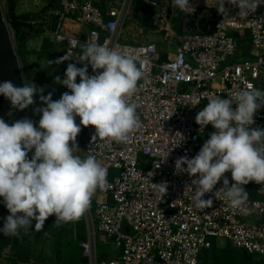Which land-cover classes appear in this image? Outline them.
Listing matches in <instances>:
<instances>
[{
  "label": "built area",
  "instance_id": "1",
  "mask_svg": "<svg viewBox=\"0 0 264 264\" xmlns=\"http://www.w3.org/2000/svg\"><path fill=\"white\" fill-rule=\"evenodd\" d=\"M134 1L107 0L103 8L98 0H57L49 11L55 18L54 28L45 31L62 57L67 51L81 54L82 46L95 40L134 56L144 72L131 98L138 105L141 127L127 143L98 140L92 145L93 126L82 127L77 136L78 154L83 157L93 147L112 185L104 191V200L74 221H84L86 239L80 245L86 263L188 264L194 259L195 264H201L200 252L218 238L264 260V185L250 182L242 186L249 192L248 214L234 209L222 194H214L223 180L204 197L213 199L212 207L201 210L191 200L195 177L175 171V161L185 155L194 158L214 131L211 124L201 129L195 122L208 99L227 98L246 83L257 88L256 81L264 74V4L243 19L236 15L238 8L227 2V12L222 15L217 11V0H189L195 8L203 5L202 15L217 13L214 29L210 33L182 30L177 34L165 13L164 0H139L153 8L152 23L165 44L162 58L154 42H127L125 22ZM239 39L248 46L249 58L231 61ZM168 45H172V52L166 50ZM66 62L84 66L75 55ZM88 71L93 74L90 65ZM79 120L76 117L77 124ZM254 121L253 128H264L262 108ZM225 176L231 186V173ZM162 182H167L166 194L152 187V183ZM0 204H4L2 197ZM98 233L106 237L103 242L109 241L113 257L99 258ZM189 249L195 255L186 258Z\"/></svg>",
  "mask_w": 264,
  "mask_h": 264
},
{
  "label": "clouds",
  "instance_id": "2",
  "mask_svg": "<svg viewBox=\"0 0 264 264\" xmlns=\"http://www.w3.org/2000/svg\"><path fill=\"white\" fill-rule=\"evenodd\" d=\"M226 2L238 8L236 15L243 19L264 4V0H217V11L222 15L227 12ZM172 4L185 14L196 10L189 0H172ZM73 55L84 66L68 63L64 78L55 76L56 83L70 90L58 100L52 99L51 92L43 95L45 88L32 82L23 87L10 81L0 84V95L15 109L33 105L36 95L45 105L34 109L41 114L38 127L29 118L11 125L0 118V197L10 213L0 232L6 237L29 232L33 221L34 229L39 231L50 216H55L56 227L77 221L89 211L97 191L112 187L107 168L97 159L93 147L83 157L78 154L81 149L76 141L82 127L95 128L92 145L98 140L127 143L141 127L138 105L131 102L144 75L135 57L93 40L82 46L81 54L67 51L63 57L49 60V64H62ZM89 65L92 75L88 74ZM261 108L264 90L246 83L227 98L210 97L198 112L195 122L201 129L211 124L214 131L194 158L185 155L175 161L176 173L195 177L191 182L195 186L191 197L195 207L211 208L213 199L204 197L223 180V186L214 194H222L243 214L251 211L246 206L249 192L242 186L250 182L264 185V128L252 127ZM76 117L80 118L79 124ZM228 172L231 186L225 176ZM152 187L166 194L168 185L152 183ZM194 255L193 249L186 252V258ZM188 264H195V260L189 259Z\"/></svg>",
  "mask_w": 264,
  "mask_h": 264
},
{
  "label": "crops",
  "instance_id": "3",
  "mask_svg": "<svg viewBox=\"0 0 264 264\" xmlns=\"http://www.w3.org/2000/svg\"><path fill=\"white\" fill-rule=\"evenodd\" d=\"M98 2L101 7L106 8L107 0H98ZM56 3L57 0H19L21 9L37 7L42 10L46 7L48 13ZM152 13L153 8L135 0L125 34L126 37L130 34V38L136 37L154 42L158 48L163 49L164 42L152 23ZM244 46L242 50L249 58L248 46L245 44ZM239 51L238 48L236 53ZM100 198L103 200L105 196ZM9 214L5 205L0 204V228L3 227L4 220ZM54 221L55 216H50L45 221L44 228L39 231L34 229L35 221H33L32 229L27 233L21 232L19 236L6 237L0 232V264H87L80 245L86 239L84 221L62 224L60 229L54 226ZM22 250L26 251L22 253ZM104 254L102 250H98L101 259L113 257L115 251H110L108 255Z\"/></svg>",
  "mask_w": 264,
  "mask_h": 264
},
{
  "label": "rangeland",
  "instance_id": "4",
  "mask_svg": "<svg viewBox=\"0 0 264 264\" xmlns=\"http://www.w3.org/2000/svg\"><path fill=\"white\" fill-rule=\"evenodd\" d=\"M195 4L197 6L198 3H196V1H195ZM0 6H1V10L3 13L4 20H5L7 28H8V32H9V35L11 38V42H12L14 50H15V54H16L17 59L19 61V65H20V69H21V73H22V77H23V86L25 83L27 84V83L32 82L37 87L45 88L43 95L46 96L49 92H51L52 93V99L58 100L64 92H68L70 90L67 89L63 85L56 83L55 82V76L59 75L61 77V79H63L68 64H65V63L59 64V65L58 64H56V65H53V64L50 65L49 64V61L46 57L47 56L46 52L49 49V46L46 45V43L43 41L45 39H50L49 35L46 34V32H45L46 29L44 30L43 33H40V34L35 33L34 31L31 30L30 33L28 34V37L26 38V40L24 41V43L22 44V47H21L20 46L21 42H19V44H18V42H17V40L13 34V31L11 30V28L9 26V23L5 19L6 1L0 0ZM195 9L199 10L201 15H202V13L204 11L203 5H201L199 3L197 8H195ZM37 11H39V9L37 7H34V8L30 7V8L21 9V6L19 4V0H16V4L14 7V14L15 15L33 13V12H37ZM34 21L37 22V20H34ZM32 22H33V20H32ZM127 25H128V22L126 20L125 27ZM46 31H48V30H46ZM129 36H130V34L127 35L126 39L128 40L127 42L130 44H133L136 41H140V38H136V37L130 38ZM163 45L165 46V44H163ZM19 48H21L20 53H19ZM51 48H52V45H51ZM166 50L168 52H172L173 51L172 45H168ZM27 71L30 72L29 79H25V73ZM263 75L256 81L257 89H260V90H264V76ZM79 80H80V78L77 77V82H79ZM34 99H35V103L33 105H30L28 108H26L24 110L14 109L10 115V118L7 120V123H9L11 125L12 123H14L18 120H21L23 118H29L31 120L33 118H36L39 122L41 114L34 112V109L39 108V107H43L45 105H43L42 102L40 101L39 95H36L34 97ZM105 195H106V193L104 191L97 192L94 195V197L92 198L91 206H94V202L97 203V202L102 201L100 197L105 196ZM91 210H93V208H91ZM58 229H60V228L58 227ZM105 238L106 237L104 236V234H102V233L97 234V247H98V250H102L106 255H108L107 253L112 251L111 250L112 247H111L108 240H106V242H103V240ZM215 245L217 247H223V246L227 247L228 242L225 239L218 238V239H215ZM25 251L26 250H22V253H24ZM105 258H107V257H105ZM210 259L211 258L208 257L207 262H209Z\"/></svg>",
  "mask_w": 264,
  "mask_h": 264
},
{
  "label": "trees",
  "instance_id": "5",
  "mask_svg": "<svg viewBox=\"0 0 264 264\" xmlns=\"http://www.w3.org/2000/svg\"><path fill=\"white\" fill-rule=\"evenodd\" d=\"M5 1H6L5 19L9 23V26L13 31V34L18 44L19 42H21L20 45L21 47L31 30L34 31L35 33L40 34L43 33L45 29L52 30L54 28L55 18L48 13L46 7L37 12L15 15L14 7L16 4V0H5ZM53 6L56 5L54 4ZM34 20H37V22H35ZM43 41L46 43V45L49 46V49L46 52L47 53L46 57L48 61L62 57V55L59 52H56L54 50L53 46L51 48L52 44L49 41V39H45ZM238 41H239L240 51L239 53H236L234 56L230 58L231 61H239L248 58V56L242 50L245 47L243 44L244 39L243 40L239 39ZM158 49L161 52V57L164 58L165 57L164 50L161 48ZM20 52H21V48H19V53ZM64 63L68 64L66 61ZM88 72H89L88 74L91 75V71ZM29 77H30V72L27 71L25 73V79H29ZM32 121L34 122L36 127L39 126L38 120L36 118H33ZM33 154H34V149L28 153V157L31 159ZM208 257L211 258L209 262H207ZM198 259L201 262V264H263L264 263L263 259L256 258L255 256L248 254L244 250L232 248L229 244L227 245V247L225 246L217 247L215 245L214 239L211 240V246L209 249H204L200 252Z\"/></svg>",
  "mask_w": 264,
  "mask_h": 264
},
{
  "label": "water",
  "instance_id": "6",
  "mask_svg": "<svg viewBox=\"0 0 264 264\" xmlns=\"http://www.w3.org/2000/svg\"><path fill=\"white\" fill-rule=\"evenodd\" d=\"M164 1L166 2L165 13L175 33L178 34L182 30L210 33L214 29L215 19L217 17L216 12H212L209 17L201 15L197 9L192 14H185L179 8L174 7L172 0ZM6 81L12 82L16 87H23V77L19 61L15 54L0 6V84ZM13 110L14 108L11 102L3 95H0V118L7 122L9 113ZM123 227L126 228L125 225Z\"/></svg>",
  "mask_w": 264,
  "mask_h": 264
}]
</instances>
